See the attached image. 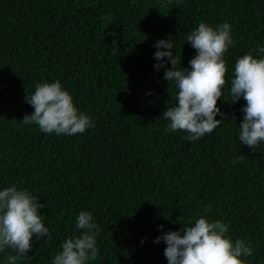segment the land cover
<instances>
[{
	"label": "trees",
	"instance_id": "trees-1",
	"mask_svg": "<svg viewBox=\"0 0 264 264\" xmlns=\"http://www.w3.org/2000/svg\"><path fill=\"white\" fill-rule=\"evenodd\" d=\"M200 21L229 23L235 44L224 57L221 123L190 142L166 131L177 89L154 67L168 61L154 58V45L172 39L177 67L190 68L196 50L186 36ZM259 47L264 0H0V190L36 196L52 237H34L17 264H52L80 234L81 211L99 227L89 264H168L155 239L201 215L227 223L233 241L254 249L249 264H264V143L255 151L240 143L246 102L229 94L236 60ZM55 80L95 127L67 136L21 121L34 111L26 96L35 84Z\"/></svg>",
	"mask_w": 264,
	"mask_h": 264
},
{
	"label": "clouds",
	"instance_id": "clouds-1",
	"mask_svg": "<svg viewBox=\"0 0 264 264\" xmlns=\"http://www.w3.org/2000/svg\"><path fill=\"white\" fill-rule=\"evenodd\" d=\"M186 41L196 50L189 62L190 68L177 67L178 57L173 52L172 39H161L154 45L157 49L155 59L168 58L167 62L154 67L156 70L164 67V79L170 82L169 86L175 84L177 89L175 105H168L162 115L169 122L166 131H184L187 133L185 139L194 142L211 134L221 123L222 119L216 117L221 114L218 101L224 97L228 72L224 57L235 41L229 23L213 27L204 21L187 34ZM253 53L264 54V47L249 50L236 60L229 94L232 103L241 98L246 102L241 109L243 121L238 125L239 141L255 151L264 143V55ZM168 63L171 68L167 67ZM26 102L34 111L21 121L26 125H38L43 133L75 136L95 127L92 117L79 110L60 80L37 82L35 91L26 96ZM242 161L243 155L232 162L235 166ZM43 208L44 204L27 188L18 189L12 185L0 190V252L11 250L6 255V264H17L26 258L32 250L34 237L51 240L40 213ZM182 225L180 231L166 232L154 241L166 243L164 255L168 264H249L247 257L253 255L254 249L245 239L233 241L227 223L210 222L201 215ZM75 227L81 230L80 234L69 236L62 243L52 264H89L97 259L99 227L93 213L81 211Z\"/></svg>",
	"mask_w": 264,
	"mask_h": 264
}]
</instances>
